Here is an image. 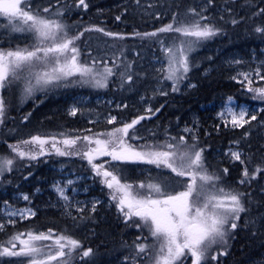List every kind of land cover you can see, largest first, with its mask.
<instances>
[{
    "label": "snow or ice",
    "instance_id": "snow-or-ice-1",
    "mask_svg": "<svg viewBox=\"0 0 264 264\" xmlns=\"http://www.w3.org/2000/svg\"><path fill=\"white\" fill-rule=\"evenodd\" d=\"M135 3L141 6V0H135ZM236 3L237 0H223L218 15L221 24L235 26L243 22L245 17L237 19L234 8L230 6ZM215 5L216 0H203L201 5L189 7L183 16L173 13L172 22L154 31H134L131 34L158 44L163 54V60L157 58L161 63V67L156 69L160 86L154 92L168 94L161 81H170L172 92L180 91V85L188 78L193 67L190 54L203 41L223 33V27L207 15ZM242 6L254 7V4L252 0H242ZM73 7L87 10L89 4L87 0H73L72 4L55 0L54 5L34 8L30 0H0V17L6 18V23L0 27L12 33L24 34L31 40L24 48L0 50V125L4 124L9 106L3 92L14 85L22 84L24 96H32L34 92L49 86L79 84L106 88L113 76L119 77L121 87L125 84L131 86L134 76H139V73L133 72L132 63L122 59L124 48L115 44L111 45L116 50L110 58L93 57L89 52L88 59H82L77 41L84 32H99L113 41L127 37L95 25L70 34V28L62 18ZM148 7L154 5L150 3ZM155 16L159 19V14ZM262 16L264 7H256L247 18L255 20ZM116 19L120 20V16ZM253 31L264 36V24H256ZM231 63L241 64L243 61L237 59ZM231 79L246 85L247 91L252 93V100L264 103V60L254 69L238 71ZM159 111V108L153 110L148 107L145 114L130 122L121 121L106 132L83 136L64 132L37 134L30 139L8 144L12 155L0 154V178L12 172L18 160H36L39 156L51 154L52 150L58 156H79L87 160L95 176L101 177L100 182L109 190L110 202L115 203L125 226L148 233L147 236L138 235L131 244L122 242V247L129 250L128 255L123 257L124 264H187L188 260L190 264H208L209 261H216L218 255L226 254L229 240L240 227L241 214L248 213L250 205L254 203L252 194L241 190V187L224 183L229 173L227 167L216 169L207 163L204 155L206 148L199 143L198 122H194L193 127L186 125L182 129L183 133L188 134L187 137L182 134L168 135L165 130L163 142H148L138 135L137 125ZM78 112V108L72 107L69 115L75 117ZM217 116L221 122L215 126L217 132L221 127L245 129L240 139L229 142L224 155L230 162H239L242 166L236 185L250 188L254 181L264 175V156L254 163V154L246 153L240 145L250 134L246 126L257 120V114H250L248 107L237 105L234 97L228 96ZM27 118L24 117L25 120ZM117 120V116L111 114L106 117L108 124H117ZM86 131L91 132L90 129ZM149 134L155 135L151 130ZM210 134L205 132L206 136ZM137 140L144 143L130 142ZM101 157L110 159L97 163ZM127 164L153 165L157 169L170 170L175 177L188 179L176 181L183 189L178 192L169 190L170 177L149 176L147 182L133 184L127 182L123 167ZM73 184L71 179L64 185L60 182L53 184L58 198L64 202L65 215L73 221L92 219L91 214L97 211V205L101 202H91L88 216H73V207L80 214L85 212L86 207L81 206L80 201L74 204V197L68 195L69 190L76 192L75 188H71ZM261 192L264 193V187ZM21 198L31 202L28 194H22ZM2 204L0 215L6 216L7 220L0 221V233H4L8 225H15L17 218L23 221L36 216L31 207L17 208L8 200ZM257 225L264 228V214L246 220L244 227L255 229V235L260 230ZM149 237L152 238L151 243L148 242ZM77 257L84 264H92L95 253L92 247L84 248L70 234L57 233L51 228L47 231H17L0 240V264H6L4 258H18L16 264H73Z\"/></svg>",
    "mask_w": 264,
    "mask_h": 264
},
{
    "label": "trees",
    "instance_id": "trees-1",
    "mask_svg": "<svg viewBox=\"0 0 264 264\" xmlns=\"http://www.w3.org/2000/svg\"><path fill=\"white\" fill-rule=\"evenodd\" d=\"M30 2L34 8L55 4V0H30ZM87 2L89 4L87 10L73 7L62 18L64 23L69 26L70 34L83 31L84 28L93 25L103 27L107 31L125 34L126 39L116 41L131 45L124 47V57L122 59L131 62L133 72L139 73V76H134V83L131 86L125 84L124 87L120 86L119 77L113 76L109 79L108 87L103 88L102 91L95 90L93 92L91 90L89 92L84 88L77 87L73 89L64 88L54 92L44 91L37 97L36 101L38 102H27L18 108L15 106L12 89L10 91L4 90V96L9 106L4 124L0 129V146L4 149L0 154L10 153L8 144L26 140L37 134L49 135L64 132L72 136L91 135L111 130L118 126L121 121L130 122L133 118L145 114L142 104L135 102L140 94L144 98L145 105L153 110L159 108L160 111L152 115L150 119L141 121V124L137 125L139 132L143 133L138 135L145 137L148 142L156 138L165 139V130H167L168 135H172L174 130L180 127L182 123L189 121L191 117L199 118L200 124L203 125L199 129V143L200 146L206 148L204 155L207 163L211 166H218L219 169L227 167L229 173L224 178V183L231 185L228 181L239 176L241 165L236 163L234 164L236 168H234V165L221 163L222 160L214 157V155L226 149L230 141L240 139L245 129H225L221 127L217 132L215 126L219 121L216 118V113L226 97L232 96L238 101L249 102V95L246 94L242 84L231 79L235 74L234 68L238 66L227 68L220 61L223 56L232 54L239 55L242 59H250L251 55L260 54L261 51H264V36L253 31L256 24H264V16L255 20L247 18L256 7H264V0H252L254 7L242 6V0H237L235 5H230L234 8L237 19L245 17L242 23L235 26L230 23L221 24L218 15L223 0H216L215 7L210 8L207 15L218 26L223 27V33L203 41L190 54L189 59L193 67L184 82L195 85V87L184 90L183 82L180 85V91H170L167 92V95L154 92L153 86L150 85L154 78H149L147 76L148 72L137 69L128 54V50L136 51L139 55L148 51V53L152 52L161 57L159 45L148 39L134 37L131 34L134 31H154L162 25L172 22L173 13H179L183 16L189 7L201 5L203 0H141V6L136 5L135 0H87ZM62 3L72 4L73 0H62ZM150 3L154 7L149 8ZM155 14H159V19L156 18ZM117 16H120V20L116 19ZM4 23H6V18L0 17V25ZM110 41L113 40L102 33L84 32V35L77 41L83 54L82 59H88L89 52L93 57L110 58L116 50L110 47L109 44L106 45ZM27 43L28 37L26 35L12 33L0 27V50L24 48L23 45ZM109 63H111L110 59ZM207 68L209 69L208 72L203 74V70ZM88 92L93 97L103 94L119 100L118 105H121V108L117 107L111 110V113L118 118L117 124L100 121L88 124L79 112L75 117L67 115L66 110L71 103V96ZM123 105H127V107H123ZM92 115L98 116L99 114ZM26 116L28 117L27 120L24 119ZM35 116L42 117L40 118L42 126L33 127L30 125L32 124L31 119ZM88 129L91 132L86 131ZM246 129L249 130L250 134L242 140L240 148L246 153L254 154V163L259 162L261 156H264V147L262 146V135L258 132L264 130V127L254 128L252 123ZM149 130L154 132L155 135H150ZM205 132L211 134L206 136ZM130 142L144 143L143 140ZM46 159L47 161H45ZM108 159L110 158L101 157L96 162L101 163ZM60 163L64 164L65 171L91 175L92 169L87 160L79 156H56L54 150H52L51 154L39 156L36 160H28L27 158L18 160L14 170L6 173L1 179L0 201L7 200L2 190H5L6 193L23 192L32 197V205H37V210L35 217L23 222H16L15 225H8L5 232L0 233V240L5 239L7 234L17 231H47L51 228L57 233L66 232L70 234L73 238L79 240L84 248L92 247L95 253L92 264H112L115 257L128 252V250L126 251L127 248L122 247V242L126 241L131 244L136 238V231L126 229L121 215L117 212L115 203L110 202L109 190L104 185L99 184L97 180L93 181L94 187L90 189L89 194L99 196L103 199V203L97 207L95 213L91 214L92 219L73 221L71 217L65 215L62 208L54 204L57 200L49 190L51 182L57 176L54 168ZM123 167L125 168L127 182H132L136 178L142 180V176L135 177L133 175L135 164H127ZM221 174L223 175V173ZM172 180V188L169 190L173 192L181 191L182 186L173 178ZM263 180L264 175L258 181H254L250 188L237 186L241 187V190L251 192L254 203L250 205L248 213L241 214L240 227L235 230L229 240L226 254L218 256L214 264H250L251 261L261 258L264 254V228L257 225L260 230L254 235L255 229L244 227L246 220L264 214V193L261 192V188L264 187ZM33 189H40V191L33 195ZM46 198L51 200L50 204L45 203ZM255 202H258V204ZM80 215L88 216V209H85L83 214L78 213L74 216ZM108 229L109 232H107ZM17 259L4 258L6 264L8 262L16 264ZM73 264H84V262L77 257L74 259Z\"/></svg>",
    "mask_w": 264,
    "mask_h": 264
},
{
    "label": "rangeland",
    "instance_id": "rangeland-1",
    "mask_svg": "<svg viewBox=\"0 0 264 264\" xmlns=\"http://www.w3.org/2000/svg\"><path fill=\"white\" fill-rule=\"evenodd\" d=\"M30 42H31L30 37H28V43L23 45V47H26ZM108 44H109L110 47L113 44H115L117 47H123V48L126 47L127 45L131 46L129 43H124L122 41H110L109 43H106L107 46H108ZM128 52H129L128 53L129 56L132 58L131 61L133 63H135V67L137 69H140V70L144 71V72H148L147 76L149 78H154L153 82L150 85L153 86V90L157 89L160 85H158V83H157L156 77H157L158 73L156 72V69H159L161 67V63L158 61L157 58H159L160 60H163V54L160 52V50H159V53H160L162 58L159 55L155 54V53H152V52L148 53V51H145L141 55H139L136 51H133V50H128ZM237 59L242 60L243 63H241V64L231 63L232 61L237 60ZM134 60H135V62H134ZM262 60H264V51H261L260 54L251 55L250 59H242L239 55H236V54H232V55H229V56H223L221 58L220 63L225 65L227 68L228 67H232V66L233 67L234 66H238V67L234 68V72H235L234 76H235L238 71H248L250 68L251 69L256 68L260 64V61H262ZM208 70L209 69L207 68V69L203 70L202 73L206 74V72H208ZM161 84H163L165 91H167V92L171 91V88H170L171 82L170 81L169 82L168 81L167 82L161 81ZM190 85L191 84H188V83L184 82L183 83V89L184 90L188 89L190 87ZM242 86H243V89L246 90V94L249 95V102L238 101L235 98H234V100H235L237 105L248 107L249 110H250V114H257V120L256 121H252L254 128H258V127L259 128H263L264 127V123H261V122H264V111H261L260 109H264V103H261L260 101L252 100L251 99L252 93H249L247 91L246 85H242ZM76 87L77 88H81V89L84 88V89L88 90L89 92H91V90L93 92H95V90H97V91L98 90L99 91L103 90V88H97V87H93L91 85H79V84L73 85V86H69V87H63V86L53 87V86H49L45 90H40V91L34 92L32 96H24V94L22 92L23 85L20 84L18 86L14 85L13 87H11L9 89H6V91H10L12 89L13 96L15 98V106L18 108V107L26 104L27 102H29V103L30 102L31 103L38 102V101H36L37 97L39 95H41V93H43L44 91H49V92L53 91L54 92V91H58V90H63L64 88L73 89V88H76ZM89 92L88 93H80V94H77V95L75 94V95L71 96V98H70L71 103H70V105H68L67 110H66L67 115L69 117H73V116L69 115V110L72 107H76V108L79 109V113H81V115L86 120V123L90 124V123H95V122H99V121L107 123L106 122V117L109 114L114 115L113 113H111V110L117 108V105L119 104V100L115 99L112 96H109V97L104 96L103 94L99 95L97 97H93V96H91V94ZM3 95H4V92H3ZM43 100H42V102H43ZM224 101L219 106V108L217 110V113L219 111H221ZM135 102H137L139 104H142V106L144 107L145 110H146V108L149 107V106L145 105L144 98L140 94L137 96ZM119 108H121V107H119ZM217 113H216V118L219 121L218 124H220L221 122H220V120H219V118L217 116ZM92 114H99V115L98 116H94ZM40 118H42V117L35 116L34 118H32L31 119V123L32 124H30V125H32L33 127L34 126L39 127V125L42 126V124L40 122L42 120H40ZM35 121H37V122L34 124ZM199 121H200L199 118H197L195 116L191 117L189 119V121H186V122L182 123V125L180 127H178L176 130H174V133L172 134V136H178V135L182 134V135H185L187 137L188 134L187 133H183L182 129L186 125L188 127H193V123L194 122H198V126H199V129H200V127H203V125L200 124ZM2 125H0V129L2 128ZM250 125H247V126H250ZM204 130H206V128H204ZM262 130L260 131V133L258 132V134L262 135V137H261L263 139L262 146L264 147V130L263 131ZM146 133H147V131H146ZM138 134H143V133L138 132ZM198 135H199V133H198ZM28 139H30V137ZM157 140L163 142L165 139H160V138L157 139L156 138V139L151 140L150 142H154V141H157ZM133 143L137 144L136 142H133ZM227 148L224 149L223 151H220L218 154H215L214 157L218 158L219 160H222L221 163H224V164L227 163V164H230L231 166H233L236 163L239 164V162H235V163L230 162L229 158L224 155V153L227 150ZM3 151H4V149L0 146V153L3 152ZM6 155H12V154L9 153V154H6ZM54 160H58V159H54ZM45 161H47V159ZM64 167H65L64 164L60 163L59 165H57L54 168V171H55L57 176L51 182V184L49 186L50 187L49 190L55 195V198L57 200L56 202H54L55 205H59L60 208H62L63 212L65 213V208L63 207L64 202L58 198L57 193L53 189V184L56 183V182H60L62 185H64V184H66V181L69 180V179L74 181V184L71 186V188H75L76 189L75 193H73L71 190L68 191V195L74 197V200H73L74 204H75V201H80V202H82L81 206H86L85 209H88V208H90L91 202L93 200H99L101 202L100 204L103 203V199H101L99 196H95V195H90L89 194L90 189L92 187H94V185H93L94 184L93 183L94 180H97L99 182V184L103 185L100 182L101 181V177L95 176V173L93 171L91 172V175H89V176H87L85 174H80L79 175V174H77V173H75L73 171H71V172L70 171H65ZM211 167L219 169L218 166H215V165H212ZM234 168H236L235 165H234ZM241 168H242V166H241ZM231 174H233V173H231ZM240 174H241V172L239 173V176H240ZM133 175L135 177H137V176H142L143 177L142 180H137V178H136L132 182H129V183H133V184H138L141 181L147 182V178L149 176H151V177H157V176L170 177L171 178V187L170 188H172V184H173L172 178L175 181H179V180H182V179L183 180H187L188 179L187 177H184V178L175 177V175L171 174L170 170H168V169H157L153 165H145V164H135ZM239 176L237 178L230 179L228 181L229 184L234 185V186H238V185H236V181L239 178ZM1 179L2 178H0V182H1ZM263 184H264V180H263ZM181 190H183L182 187H181ZM2 192L6 196V199L14 207H17V208L31 207L32 210L36 212V210H37L36 206L37 205H35V206L32 205V199H31L32 197L31 196H30V201L31 202L29 203L28 201H24L21 198L22 194H25L23 192H11V193L7 192L6 193L5 190H2ZM36 193H37L36 189H33V195H35ZM3 201H0V208L3 207V204H2ZM50 202H51V200L49 198H46L45 203L50 204ZM100 204H98L97 207ZM71 211H72V215L73 216L75 214H78L76 212V210H75V207H73ZM122 219H123V217H122ZM5 220H7V217L3 216V215H0V221H5ZM23 221H25V220H23ZM23 221H20L17 218V222H23ZM129 223H131V222H129ZM111 229H112V226H111ZM126 229H130V230L136 231V237L138 235H143V236H147L148 235L147 231L141 232V231H139V230H137V229H135L133 227H126ZM109 231L110 230L108 229L107 232H109ZM148 242L149 243L152 242V238L151 237H149ZM227 247H228V245H227ZM127 250L128 249H126V251ZM128 252H129V250H128ZM128 252L126 254L122 253V255H118L117 257H115L114 262L112 264H122V263H124L123 257L128 255ZM218 256H220V255H218ZM216 261H209L208 263H211V264L213 263L214 264V263H216ZM177 264H179V262H177ZM187 264H190V260L187 261ZM250 264H264V254L261 256V258L256 259L254 261H251Z\"/></svg>",
    "mask_w": 264,
    "mask_h": 264
},
{
    "label": "flooded vegetation",
    "instance_id": "flooded-vegetation-1",
    "mask_svg": "<svg viewBox=\"0 0 264 264\" xmlns=\"http://www.w3.org/2000/svg\"><path fill=\"white\" fill-rule=\"evenodd\" d=\"M80 175V174H79Z\"/></svg>",
    "mask_w": 264,
    "mask_h": 264
}]
</instances>
